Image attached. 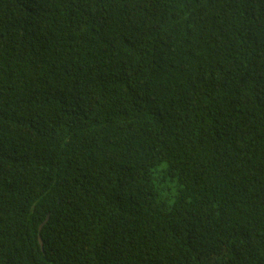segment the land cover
Masks as SVG:
<instances>
[{"label": "trees", "instance_id": "trees-1", "mask_svg": "<svg viewBox=\"0 0 264 264\" xmlns=\"http://www.w3.org/2000/svg\"><path fill=\"white\" fill-rule=\"evenodd\" d=\"M0 264H264V0H0Z\"/></svg>", "mask_w": 264, "mask_h": 264}, {"label": "water", "instance_id": "water-1", "mask_svg": "<svg viewBox=\"0 0 264 264\" xmlns=\"http://www.w3.org/2000/svg\"><path fill=\"white\" fill-rule=\"evenodd\" d=\"M48 219H49V218H48ZM48 219L46 220V222L48 221ZM46 222H45V223H46ZM45 223H44V224H45ZM44 224H42V225L40 226V230L43 228ZM39 240H40L41 246L43 247V241H42L41 236H39Z\"/></svg>", "mask_w": 264, "mask_h": 264}]
</instances>
